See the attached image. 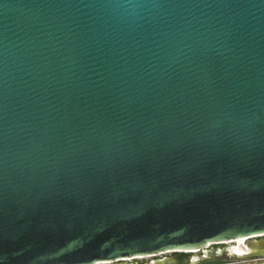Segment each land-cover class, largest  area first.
Returning <instances> with one entry per match:
<instances>
[{"label": "water", "instance_id": "obj_1", "mask_svg": "<svg viewBox=\"0 0 264 264\" xmlns=\"http://www.w3.org/2000/svg\"><path fill=\"white\" fill-rule=\"evenodd\" d=\"M257 235L264 0H0V264Z\"/></svg>", "mask_w": 264, "mask_h": 264}, {"label": "flooded vegetation", "instance_id": "obj_2", "mask_svg": "<svg viewBox=\"0 0 264 264\" xmlns=\"http://www.w3.org/2000/svg\"><path fill=\"white\" fill-rule=\"evenodd\" d=\"M264 238V235H257L246 238V243L252 239H261ZM235 244L234 242H219V243H211L204 248L196 249V250H188V251H166L155 255H147V256H137L131 258L120 259L112 262H99L98 264H153L156 261L165 260V259H173L180 252L190 255L189 263L192 264H264V255L251 257V258H236L233 256L227 257L222 256L219 248L225 247L228 244ZM174 264H179L178 262H174Z\"/></svg>", "mask_w": 264, "mask_h": 264}, {"label": "bare ground", "instance_id": "obj_3", "mask_svg": "<svg viewBox=\"0 0 264 264\" xmlns=\"http://www.w3.org/2000/svg\"><path fill=\"white\" fill-rule=\"evenodd\" d=\"M246 238H247V237L244 238L243 243H246V241H245ZM235 240H236V242H237V239H235ZM235 240H229V241H226V242H234ZM210 244H211V243H210ZM227 244H228V243H227ZM235 244H236V243H235ZM235 244H231V245H232V246H235Z\"/></svg>", "mask_w": 264, "mask_h": 264}, {"label": "built area", "instance_id": "obj_4", "mask_svg": "<svg viewBox=\"0 0 264 264\" xmlns=\"http://www.w3.org/2000/svg\"><path fill=\"white\" fill-rule=\"evenodd\" d=\"M99 262H97V263H94V264H98Z\"/></svg>", "mask_w": 264, "mask_h": 264}, {"label": "rangeland", "instance_id": "obj_5", "mask_svg": "<svg viewBox=\"0 0 264 264\" xmlns=\"http://www.w3.org/2000/svg\"><path fill=\"white\" fill-rule=\"evenodd\" d=\"M243 259V258H242Z\"/></svg>", "mask_w": 264, "mask_h": 264}]
</instances>
